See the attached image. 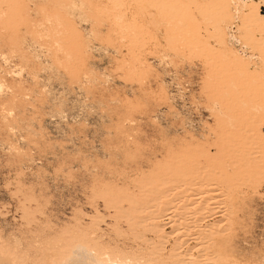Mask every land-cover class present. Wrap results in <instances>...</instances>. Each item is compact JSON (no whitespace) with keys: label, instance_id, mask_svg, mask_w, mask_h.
<instances>
[{"label":"rangeland","instance_id":"rangeland-1","mask_svg":"<svg viewBox=\"0 0 264 264\" xmlns=\"http://www.w3.org/2000/svg\"><path fill=\"white\" fill-rule=\"evenodd\" d=\"M263 167L264 0H0V247L23 264L93 232L126 254L201 255L182 221L210 223L231 264H264ZM196 183L224 201L174 202L168 241L147 210L119 213Z\"/></svg>","mask_w":264,"mask_h":264},{"label":"bare ground","instance_id":"bare-ground-1","mask_svg":"<svg viewBox=\"0 0 264 264\" xmlns=\"http://www.w3.org/2000/svg\"><path fill=\"white\" fill-rule=\"evenodd\" d=\"M112 3V2H111ZM200 6V5H199ZM223 76V75H222ZM221 78H223V77H221ZM225 78H226V76H225ZM225 80H227V79H225ZM248 96H249V94H248ZM256 111V110H255ZM254 111V112H255ZM237 112V111H236ZM241 112V111H240ZM250 112V111H249ZM244 113V112H243ZM246 113V112H245ZM251 115H253V114H251ZM256 116V115H255ZM250 117V116H249ZM240 118V117H239ZM248 119V118H247ZM257 119V118H256ZM239 120V119H238ZM256 132V131H255ZM244 133V132H243ZM248 134V133H247ZM257 136H258V133H257ZM244 143V142H243ZM220 145V144H219ZM249 145V144H248ZM221 146V145H220ZM253 146V145H252ZM251 146V147H252ZM221 147H219V149H220ZM258 148V147H257ZM223 149V148H222ZM243 149V148H242ZM252 150V149H251ZM254 150V149H253ZM205 151H206V149H205ZM209 151V150H208ZM207 151V152H208ZM256 151V150H255ZM192 152V151H191ZM199 152H200V150H199ZM217 153H218V149H217V151H216ZM253 152V151H252ZM216 153V154H217ZM209 154L211 155V153H210V151H209ZM220 154V153H219ZM254 154V153H253ZM260 154V153H259ZM185 155V154H184ZM183 155V156H184ZM191 155V154H190ZM210 155H208L207 153H206V156L208 157V159H210L211 158V156ZM215 155V154H214ZM183 156H181V157H183ZM186 156V155H185ZM213 156V155H212ZM219 156V155H218ZM233 156V155H232ZM247 157H248V155H246ZM170 157V156H169ZM194 157V156H193ZM223 157V156H222ZM188 158V157H187ZM191 158V157H190ZM213 158V157H212ZM189 159V158H188ZM207 159V160H208ZM219 159H220V157H219ZM255 159V158H254ZM178 160V159H177ZM191 160V159H190ZM206 160V161H207ZM212 160V159H211ZM221 161H222V159H220ZM259 160V159H258ZM185 161V160H184ZM192 161V160H191ZM196 161V160H195ZM217 161V160H216ZM220 161V162H221ZM252 161V160H251ZM260 161V160H259ZM170 163H171V160L169 161ZM168 162V163H169ZM186 162V161H185ZM211 162V161H210ZM224 162V161H223ZM222 162V163H223ZM236 162V161H235ZM198 163V162H197ZM201 163H204L203 161L201 162ZM216 163H218V162H216ZM216 163H215V165H216ZM167 164V163H166ZM193 164V163H192ZM191 164V165H192ZM255 164V163H254ZM178 165V164H177ZM187 165H188V163H187ZM201 165V164H200ZM208 165V164H207ZM181 166V165H180ZM209 166V165H208ZM221 166V165H220ZM232 166V165H231ZM261 166V165H260ZM186 167V166H185ZM184 167V168H185ZM194 167H195V165H194ZM198 167V166H197ZM211 167V166H210ZM215 167V166H214ZM255 167V166H254ZM254 167H252V168H254ZM165 168V167H164ZM170 168H172V166L170 167ZM180 168V167H179ZM261 168V167H260ZM264 168V167H263ZM175 169H177V168H175ZM189 169V168H188ZM195 169H198V168H195ZM214 169V168H213ZM219 169V168H218ZM259 169V168H258ZM165 170H167V169H165ZM191 170H192V168H191ZM220 170V169H219ZM226 170V169H225ZM170 171V170H169ZM173 171V170H172ZM178 171H179V169H178ZM196 171V170H195ZM208 171V170H207ZM215 171H217V170H215ZM222 171V170H221ZM251 170H249V172H250ZM264 171V170H263ZM161 172V171H160ZM164 172V171H163ZM190 172V171H189ZM198 172H201V171H198ZM182 173V172H181ZM214 173V172H213ZM223 173H224V171H223ZM235 173V172H234ZM251 173V172H250ZM167 174H169V172L167 171ZM174 174H175V172H174ZM183 174V173H182ZM187 174V173H186ZM202 174H204V173H202ZM227 174V173H226ZM228 174H229V172H228ZM236 174V173H235ZM252 174H253V172H252ZM257 174V173H256ZM157 175V174H156ZM176 176H177V174H175ZM208 175H209V173H208ZM240 175V174H239ZM249 175H251V174H249ZM166 176V175H165ZM183 176V175H182ZM189 176V175H188ZM231 176V175H230ZM253 176V175H252ZM261 176V175H260ZM167 177V176H166ZM175 177V176H174ZM179 177V176H178ZM228 177V175L226 176V178ZM238 177V176H237ZM155 178V177H154ZM158 178V177H157ZM181 178V177H180ZM193 178V177H192ZM197 178V177H196ZM200 178V177H199ZM198 178V179H199ZM202 178V180H203V176L201 177ZM209 178V177H208ZM213 178V177H212ZM217 178V177H216ZM166 179V178H165ZM173 179V178H172ZM186 179V178H185ZM188 179V178H187ZM211 179V178H210ZM224 179V178H223ZM239 179V178H238ZM177 180H178V178H177ZM190 180H192V179H190ZM189 180V181H190ZM212 180V179H211ZM211 180H209V182L211 181ZM214 180V179H213ZM225 180V179H224ZM230 180V179H229ZM228 180V181H229ZM231 180L233 181V178L231 177ZM231 180H230V182H231ZM235 180H237V179H235ZM245 180H246V178H245ZM164 181V180H163ZM196 181V180H195ZM198 181V180H197ZM206 181V180H205ZM226 181V180H225ZM180 182V181H179ZM217 182V181H216ZM219 182V181H218ZM227 182V181H226ZM235 182V181H234ZM174 183V182H173ZM177 183V182H176ZM195 183V182H194ZM200 183V182H199ZM199 183H196L195 184V187L192 189V191H193V194L191 195V198L190 199H186L185 197V199L183 200V199H179V200H174V199H166V198H162V199H158L159 201L156 203V204H154V205H152V206H150L149 205V207H143V206H141V204H146L147 202L145 201L144 202V200L142 199V200H140V201H137V200H131L130 201V203L131 204H133V205H131L132 206V208L130 209V212H132V213H130V215H124V213H125V211H123V210H119V213H123V216H122V218L123 219H125L126 220V222H130L131 224L130 225H135L136 223V221L134 222V219H137L138 218V216H136V214H137V211L138 212H145L146 210H147V216L148 217H145V216H143V217H145L146 218V220L148 221V226H149V228L152 230V231H155V233H157L160 237H161V239L163 238V240L164 239H167L166 241H168V238L170 237L171 238V234H173V232H174V230L175 229H177L178 230V228H176L175 227V229H173L172 231H170V232H167V227H169V226H171V225H174L173 223L174 222H177L178 220V218H177V214H175L174 213V211L172 210V208L174 207V208H176L175 206H176V204H178V206H177V209H185V210H192L193 208H195L196 206L198 207V206H202V204H209L210 206L211 205H216V204H221V203H223V201L222 202H220V198H219V202H218V200L216 201V200H213L212 198H211V195H212V193H210L211 191H213V190H211L210 191V189L208 190L207 188H206V186L205 187H203L204 185H206V183L204 182V185L203 184H199ZM228 183V182H227ZM232 183V182H231ZM230 183V184H231ZM166 184V183H165ZM172 184V183H171ZM187 184H189V183H187ZM209 184H211V183H209ZM219 184V183H218ZM158 185V184H157ZM164 185V184H163ZM186 185V184H185ZM197 185V186H196ZM213 185V184H212ZM224 185V184H223ZM229 185V184H228ZM233 185V184H232ZM171 186V185H170ZM178 187H179V184L177 185ZM193 186V185H192ZM230 186V185H229ZM189 187V186H188ZM214 187H216V186H214ZM218 187H219V185H218ZM231 187V186H230ZM161 188H162V186H161ZM223 188V187H222ZM227 188V187H226ZM170 189V188H169ZM172 189V188H171ZM221 189V188H220ZM231 189V188H230ZM230 189H229V191H230ZM152 190V189H151ZM155 190V189H154ZM175 190V189H174ZM180 190V189H179ZM191 190V189H190ZM215 190H217V189H215ZM223 190H224V188H223ZM227 190V189H226ZM225 190V191H226ZM161 191V190H160ZM186 191V190H185ZM222 191V190H221ZM229 191L227 192L226 191V193H227V195L226 196H228V197H230V195H232V194H229ZM170 192V191H169ZM171 192H173V191H171ZM187 192V191H186ZM164 193H165V191H164ZM174 193V192H173ZM217 193V192H216ZM223 193V192H222ZM172 194V193H171ZM160 195V194H159ZM176 195H178V194H176ZM181 195V194H180ZM216 196L218 195V193L217 194H215ZM156 196V195H155ZM164 196V195H163ZM143 197H145L144 195H143ZM180 197V196H179ZM189 197V196H188ZM219 197V196H218ZM221 197V196H220ZM160 198V197H159ZM181 198H183V197H181ZM223 198V197H222ZM148 199H149V197H148ZM115 200V198H114V196H113V193H111V192H109L108 193V195L106 196V200L104 201V203L106 204V205H110L111 203H113V202H115L114 201ZM150 201H152V199L150 200ZM209 201H211V202H209ZM226 201V200H225ZM174 202L176 203V204H174ZM230 203L229 204H231V201H229ZM129 203V202H128ZM149 203V202H148ZM152 203H154V202H152ZM160 204L162 205V206H166V209H164V208H160L159 206H160ZM174 204V205H173ZM225 204V203H224ZM228 204V205H229ZM129 205V204H128ZM146 205H148V204H146ZM227 205V203L225 204V206ZM209 206V207H210ZM217 206V205H216ZM212 206V207H210V208H208V210L210 211V210H214V209H216V208H218L219 206ZM206 207H208V206H206ZM223 207V206H222ZM200 208V207H199ZM229 208V207H228ZM198 209V208H197ZM222 209V208H221ZM220 209V210H221ZM230 209V208H229ZM178 210V211H179ZM195 210V209H194ZM201 210H203V207L201 208V209H199L198 210V212L199 211H201ZM222 210H224V209H222ZM204 211V210H203ZM226 211V210H225ZM228 211V210H227ZM226 211V212H227ZM219 212V211H218ZM221 212V211H220ZM220 212H219V214H220ZM200 213V212H199ZM208 213V212H207ZM224 213V212H223ZM197 214V213H196ZM195 214V215H196ZM205 214V213H204ZM204 214H203V216H204ZM217 214V213H216ZM139 215V214H138ZM141 215V214H140ZM180 215V214H179ZM206 216V215H205ZM214 216H215V214H214ZM200 217V216H199ZM207 217V216H206ZM183 218V217H182ZM181 218V219H182ZM203 218V217H202ZM224 218H225V216H224ZM140 219V221H141V217L139 218ZM180 219V220H181ZM206 220V219H205ZM201 221V220H200ZM146 222V221H145ZM219 222H220V220H219ZM144 223V222H143ZM181 223V222H180ZM182 223L184 224H182V228L184 227L185 229H188V227L190 228V227H200V228H202L201 229V233H200V231H196V232H194L192 235L194 236L193 237V240H194V242H195V244H194V246L196 245L197 246V248H198V252H202V254L201 255H198V256H195V254H192L191 253V247H189L190 249H186V250H184L185 248H183L182 246H180V247H178L177 246V244H176V242L175 243H173V244H170V245H172L171 247H170V251H171V256H167L168 258H169V260H170V262H171V259H174L175 258V260H174V262H167L166 260H164V256H162L161 254H154V253H151L150 252V254H147L146 255V253H144L145 255L144 256H136V255H134V254H129V253H125V252H123V251H119V250H115V249H110L107 245H101L100 243H99V241H98V237H96V235H94L93 233H92V235H90L88 238H86V236L85 235H77V236H73V239H72V241L70 240V248H67V249H64V250H62L63 252H64V254H60V255H58V254H55V253H52V252H48L47 253V257L49 258V259H51L50 261V263L49 264H231L230 263V261L229 260H227L224 256H222V254L218 251V250H216L214 247H213V245H215V243L216 242H214L213 241V239H211V237H210V239H208V240H210L211 242H207V241H204V238L205 237H207V235L209 234V235H212V234H214V232H211V227H212V225L210 224V223H206V225H201V224H198V225H195V226H190L189 225V223L187 222H184V221H182ZM147 224H146V226H147ZM171 224V225H170ZM179 224V223H178ZM178 224H175L176 226H178ZM195 224V223H194ZM210 224V225H209ZM213 224V223H212ZM217 224V223H216ZM214 225V224H213ZM137 226H138V224H137ZM216 226V225H215ZM209 227V229L208 230H204V228H208ZM214 227V226H213ZM218 227V226H217ZM225 228H227L226 226H224ZM135 228H136V226H135ZM144 228V227H143ZM171 229L172 228H174V226H171L170 227ZM183 228V229H184ZM216 228V227H215ZM184 229V230H185ZM191 229V228H190ZM190 229H189V231H190ZM197 229V228H196ZM223 229V228H222ZM229 229V228H228ZM138 230H140V229H138ZM180 230V229H179ZM227 230V229H226ZM88 231V230H87ZM135 231V230H134ZM143 231V230H142ZM186 232L188 231V230H185ZM185 231H183L182 233H184ZM221 231V230H220ZM91 232V231H90ZM96 232H97V230H96ZM99 233H100V231H98ZM97 232V233H98ZM133 232V231H132ZM149 232V231H148ZM180 232V231H179ZM191 232V231H190ZM223 232V231H222ZM225 232V231H224ZM97 233H95V234H97ZM135 233V232H134ZM208 233V234H207ZM87 234V233H86ZM187 234V233H186ZM186 234H183V235H186ZM189 234V233H188ZM76 235V234H75ZM140 235V234H139ZM154 235V234H153ZM157 235V236H158ZM183 235H181V236H183ZM102 236V235H101ZM103 237V236H102ZM187 237H189L188 235H187ZM101 238V237H100ZM177 238V237H176ZM220 238V237H219ZM102 239V238H101ZM101 239H99V240H101ZM155 240H156V238H154ZM189 239V238H188ZM218 239V238H217ZM221 239V238H220ZM227 239V238H226ZM134 240V239H133ZM139 240V239H138ZM163 240H161L162 242H163ZM183 240H185V239H183ZM229 240V239H228ZM157 241V240H156ZM165 241V242H166ZM171 241V240H170ZM135 242V241H134ZM147 242V241H146ZM174 242V241H173ZM180 242V240H178L177 241V243H179ZM182 242V241H181ZM180 242V243H181ZM184 242V241H183ZM182 242V243H183ZM189 242V241H188ZM130 243V242H129ZM152 243H154V242H152ZM166 243H168V242H166ZM166 243H164L165 245H166ZM193 243V242H192ZM137 244V243H136ZM161 244H163V243H161ZM163 244V245H164ZM60 245V244H59ZM148 245H149V247L150 246H153V245H150V243H148ZM157 245H158V243H157ZM189 245V244H188ZM209 245L210 246H212V248H213V250H209L208 249V247H209ZM65 246V245H64ZM67 246V245H66ZM177 246V247H176ZM193 246V247H194ZM182 247V248H181ZM61 248V247H60ZM115 248H118V247H115ZM122 248H123V246H122ZM140 248V247H139ZM143 248V247H142ZM188 248V247H187ZM210 248V247H209ZM194 249H195V247H194ZM149 250V249H148ZM147 250V251H148ZM153 250V249H152ZM164 250H166V249H164ZM132 251H133V249H132ZM139 251H141L140 249H139ZM150 251H151V249H150ZM159 251V250H158ZM193 251V250H192ZM15 252H16V250H15ZM127 252V251H126ZM143 252H144V250H143ZM161 252V251H160ZM141 253V252H140ZM193 253H195V252H193ZM19 257V256H18ZM18 257H16V256H14L12 253H10V251L8 252V250L7 249H3L2 247H0V264H23L22 263V261H20L19 259H18ZM166 257V258H167ZM23 258V257H22ZM24 258H25V256H24ZM27 258V257H26ZM24 260V259H23ZM26 260V259H25ZM234 260V259H233ZM235 262V261H234ZM26 264H27V262H26ZM233 264V263H232Z\"/></svg>","mask_w":264,"mask_h":264}]
</instances>
